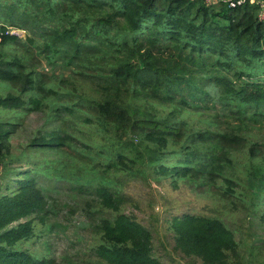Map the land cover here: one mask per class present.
Here are the masks:
<instances>
[{
    "label": "trees",
    "instance_id": "1",
    "mask_svg": "<svg viewBox=\"0 0 264 264\" xmlns=\"http://www.w3.org/2000/svg\"><path fill=\"white\" fill-rule=\"evenodd\" d=\"M259 13L257 3L229 9L203 0H0V20L28 29L46 65L68 71L26 70L22 46L0 25V82L14 92L0 96V108L19 111L15 122L0 121V264H57L22 248L58 215L51 195L64 190L43 185L49 174L91 199L83 204L96 237L90 250L106 264H163L150 232L121 212L132 201L122 187L142 178L147 162L154 179L244 203L243 182H264V145L243 133L264 125ZM33 112L53 126L36 131L28 153L13 154L17 121ZM40 152L63 159L35 166L31 154ZM258 203L253 196L251 206ZM170 228L184 256L240 264L221 219L176 216Z\"/></svg>",
    "mask_w": 264,
    "mask_h": 264
},
{
    "label": "rangeland",
    "instance_id": "2",
    "mask_svg": "<svg viewBox=\"0 0 264 264\" xmlns=\"http://www.w3.org/2000/svg\"><path fill=\"white\" fill-rule=\"evenodd\" d=\"M5 27L10 34L16 36L19 48V58H22L26 70L36 71L52 75L67 74L68 71L59 69V65L48 67L40 49L43 44L40 39L33 36L28 29L22 26H12L0 20V25ZM23 54V55H22ZM64 72V73H63ZM48 82V81H45ZM12 86L0 82V96L13 93ZM216 108L218 104H215ZM211 108V107H210ZM19 111L0 108V121L15 122ZM210 118L208 113L203 115ZM193 118H197L193 116ZM19 127L11 136L10 151L13 154L24 152L26 145L35 135L37 130L53 126L47 125L46 118L41 112H33L21 115ZM251 140L264 145V125L252 124L243 131ZM134 137V136H133ZM127 138H132L129 134ZM127 140V139H126ZM138 142L135 141V144ZM28 153V150H25ZM24 152V153H25ZM245 153V152H244ZM244 153L236 156L244 161ZM36 166L39 160L53 162L63 159L55 153L40 152L31 154ZM147 162L141 170L142 178H134L127 181L122 187L125 195L132 201L125 204L121 212L132 217L136 222L146 228L152 239L154 256L163 264H201L197 259L186 257L175 249L174 233L170 223L174 217L194 215L198 217L221 219L230 228L239 244L240 264H264V182L250 179L243 182L244 188L240 189L244 203L233 199L222 198L215 190L205 188H192L186 183H180L178 187L170 184L163 178L149 176ZM17 166V165H16ZM52 165L51 167H54ZM50 165H44L43 169H51ZM1 170V166H0ZM3 174H0V187L5 184ZM243 179V176L240 175ZM43 185L47 187H59L58 194H52L51 202L55 204L58 215L51 217L47 225H37V237L22 246L37 257L52 258L57 264H106L100 261L91 252L96 237L88 224V216L83 204L93 203L90 198L82 200L65 191L69 185L65 181H57L49 174L43 177ZM255 196L259 203L251 206V200ZM235 202V203H234ZM77 204L79 206H73ZM242 205H245L244 208ZM97 210V206H95ZM105 216H110L105 213ZM48 227L51 228L48 231Z\"/></svg>",
    "mask_w": 264,
    "mask_h": 264
},
{
    "label": "built area",
    "instance_id": "3",
    "mask_svg": "<svg viewBox=\"0 0 264 264\" xmlns=\"http://www.w3.org/2000/svg\"><path fill=\"white\" fill-rule=\"evenodd\" d=\"M207 6L224 5L229 9H235L247 3H257L260 5L259 18L264 22V0H203Z\"/></svg>",
    "mask_w": 264,
    "mask_h": 264
}]
</instances>
